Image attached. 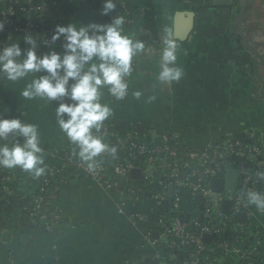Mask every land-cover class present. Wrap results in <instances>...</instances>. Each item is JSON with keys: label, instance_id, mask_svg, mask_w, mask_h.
<instances>
[{"label": "crops", "instance_id": "1", "mask_svg": "<svg viewBox=\"0 0 264 264\" xmlns=\"http://www.w3.org/2000/svg\"><path fill=\"white\" fill-rule=\"evenodd\" d=\"M214 1L131 0L138 20L130 26L122 23V35L133 43L142 42L144 49L130 62L129 93L123 103L111 101L105 88H100L98 102L109 109L102 122L121 129L140 126L151 133L178 132L186 146L196 149L238 137L244 130L264 133V0H233L229 6ZM104 4L105 0H59L52 17L59 27L110 25L119 12L115 7L102 14ZM190 12L196 14L194 27L181 40L176 24L180 22L184 29ZM241 29L256 53L238 43ZM166 35L176 43V61L170 66L182 71L178 81L158 78ZM12 44L21 49L18 62L26 59L30 49L38 59L56 53L62 60L68 52L63 44L41 45L28 34H18ZM93 62L101 61L93 57ZM47 75L41 69L9 80L0 70V120L34 126L43 174L48 165H60L70 140L60 127L57 109L62 103H76L68 95L56 99L23 95L34 79ZM75 82L69 79V92ZM118 121H123V127ZM16 142L22 145L25 138L9 133L6 145L11 148ZM10 168L16 179L15 197L38 191L43 174L37 176L20 165ZM57 202L61 219L51 231L29 228L18 217L8 222L1 218L0 264H146L147 257L157 264L154 254L165 240L151 199L134 203L126 192L109 191L83 173L70 171ZM244 227L247 245L256 234L264 236V209L256 207ZM261 255L264 264V244Z\"/></svg>", "mask_w": 264, "mask_h": 264}, {"label": "built area", "instance_id": "2", "mask_svg": "<svg viewBox=\"0 0 264 264\" xmlns=\"http://www.w3.org/2000/svg\"><path fill=\"white\" fill-rule=\"evenodd\" d=\"M113 2L125 15L123 24L133 25L136 21L130 17L131 0ZM58 4L59 0H41L40 3L37 0H0V25L3 26L0 28V50L8 47L18 34L31 35L41 45H66L68 41L63 35L53 39L56 34L53 26L44 24L45 31H38L32 20H21V24L16 18L19 12L30 14L35 11L43 15ZM3 34L5 36L1 38ZM131 70L130 67V74L124 77L128 85L124 96L129 93ZM103 87L109 99L114 101L117 96L109 91V86ZM114 125L102 122L98 132L93 129L109 148L116 149L115 153H101L93 161L81 158L80 148L69 140L60 165H48L38 191L30 197L20 198L26 201L22 210L29 212L30 223L46 230L54 229L61 216L57 208L51 210L50 203L57 201L61 186L55 184L47 195L46 189L55 176H64L68 169H73L109 191L126 192L134 203L145 197L156 204L158 229L165 240L162 249L154 254L157 264H176L178 253L184 252L186 247L193 248L187 255L200 260V264H225L224 258L230 260L226 264L242 258L248 260L246 264L258 261L255 257L263 235L254 236L255 243L250 249L246 248V243L232 244L231 238L235 236L238 242L239 233H245L246 221L258 207L250 202L248 194L254 191L264 198V176L260 175L264 173V133L244 130L238 137H227L196 149L186 146L178 132L151 133L140 126L120 132ZM135 168L140 169L142 182L131 177ZM231 169L239 173L235 190L215 192L211 181L225 177ZM64 182V179L59 180V183ZM15 186L11 168L0 165L1 199L10 201ZM170 187L173 188L171 195ZM227 200L231 201L229 212L223 208ZM168 210L173 214L170 222L166 220ZM242 213H246V221L240 219ZM231 230L230 235L224 234ZM205 234L210 236L211 248L219 257L211 258L206 254L209 246L203 239ZM180 264L191 263L187 258Z\"/></svg>", "mask_w": 264, "mask_h": 264}, {"label": "clouds", "instance_id": "3", "mask_svg": "<svg viewBox=\"0 0 264 264\" xmlns=\"http://www.w3.org/2000/svg\"><path fill=\"white\" fill-rule=\"evenodd\" d=\"M116 7L113 0H105L102 14H107ZM122 18H117L110 25H90L88 28H76L74 25L58 27L53 39L63 35L68 43L65 48L68 52L61 60L56 53H51L38 59L34 50L30 49L26 59L21 62L16 60L21 56V49L16 44L0 50V70L7 74L9 80L23 78L30 73L46 70L50 75L34 79L24 90L23 95L29 98L34 96L56 99L70 96L74 104H60L57 109L59 124L69 139L80 148L79 155L85 161H93L101 153L108 151L115 153L116 149L109 148L99 136L93 133L100 130L101 122L109 115V109L99 101L100 88L109 86V91L117 98L123 97L128 88L124 77L130 74V62L136 52L143 51L144 44L135 42L122 35ZM3 26L0 25V28ZM89 30L92 35H89ZM102 32L103 35H97ZM29 44H33L27 38ZM164 49L161 55L160 71L158 78L161 82L178 81L182 71L172 67L176 61V43L166 35ZM96 57L99 64L93 62ZM87 71H84L85 66ZM63 75H60V70ZM83 73V74H82ZM76 82L71 86V91L66 87L69 79ZM137 96L139 93L136 94ZM64 114L67 119H64ZM23 136L25 142L21 145L16 142L9 148L0 145V165L13 167L22 166L26 170L34 171L37 176L43 174V169L38 165L43 163L36 155L41 151L38 147L37 134L34 126L23 125L19 120H0V140L7 139L8 134ZM92 167L93 165H89ZM264 176V173L260 174ZM250 202L264 209V198L257 192H250Z\"/></svg>", "mask_w": 264, "mask_h": 264}, {"label": "trees", "instance_id": "4", "mask_svg": "<svg viewBox=\"0 0 264 264\" xmlns=\"http://www.w3.org/2000/svg\"><path fill=\"white\" fill-rule=\"evenodd\" d=\"M40 1L41 0H37V3H40ZM115 5H116V8L118 9V12H119V18H122L124 20L125 19V15H123L121 13V11H120V9H119V7H118V5L116 3H115ZM55 8L56 7H51L50 11H54ZM130 12H131L130 13V17H132L135 21H137L138 20V15L136 13V10L132 6H130ZM16 18H17V21H20L21 24H23V22L21 20H24V21L25 20H29V19L32 20L35 23V25L38 26V29H37L38 31H45L44 24L53 26V28L55 29V33L57 32V28L59 27V26H57V23H55L54 18L52 16L47 15V12L44 13L43 15H40L38 12H35V11L30 13V14L19 12L18 16ZM125 25L129 26L127 24H125ZM4 36H5V34L1 35V38H4ZM126 97H127V95L123 96V97H120V98L114 97V99H115L114 101H117L119 103H123L122 101ZM114 128L117 131H120V132L129 130L127 128L121 129V128L117 127L116 125H114ZM0 145H6V142H4V143L1 142ZM180 150H181V148H180ZM70 171H74V170L73 169H68V171H66L64 173V176H61V175L55 176L52 179L51 183L47 186L46 195L49 194L50 192H52L55 184H60V186L63 185L62 183H59V180H61V179H64L65 181L69 180V172ZM2 196H3V194L0 191V220H1V218H4V221L8 222L13 217H18L19 220L24 225H27L29 228L37 227L33 223H30L29 212L26 211V210H22V207L24 206V204H26V201L21 200L20 198H17L15 196H11L10 197V201H6V200L1 199ZM59 197H60V194L58 195V199H59ZM58 199H57V201H58ZM47 201L49 202V200H47ZM57 201L52 202V204L50 203L51 210H52V208H54V209L57 208V203H58ZM172 217H173L172 212L170 210H168L167 211V218H166L167 222H170ZM238 219H239V217L236 220H238ZM42 231H44V230H42ZM231 232H233V231L231 230V231H228V232H226L224 234L230 235ZM246 236H245L244 232H240L239 233L238 242L236 241V237L234 236L233 238H231V240H232L231 243L232 244L238 243V245H242V244L245 243ZM205 242L209 246L207 251H206V254H208L211 258L219 257L220 255L218 253H215V251L211 248V246H212L211 241H209V242L205 241ZM254 243H255V241H254V238H253V240L248 245H246V248L250 249L253 246ZM263 244H264V237L262 238L261 244L259 245L258 251L256 252V257L255 258H258V261H256L254 264H261L260 263V260L262 259L261 248H262ZM192 250H193V248L186 247L184 252H182V253L179 252L178 256H177L178 259H177L176 264H180L183 260H185L187 258L189 259V262L191 264H200V260L194 259L193 257H189L187 255ZM223 260H224L225 264L230 262V260L227 259V258H224ZM231 261L233 262V264H246V262L248 260L246 258H242V259H235V260L233 259Z\"/></svg>", "mask_w": 264, "mask_h": 264}, {"label": "water", "instance_id": "5", "mask_svg": "<svg viewBox=\"0 0 264 264\" xmlns=\"http://www.w3.org/2000/svg\"><path fill=\"white\" fill-rule=\"evenodd\" d=\"M232 1L233 0H215L214 3L215 4H219V5H228L229 6ZM243 10H244V8H241L239 11L243 13ZM52 14H53V11H48L47 12V15H49V16H52ZM180 17H181V15L179 13L176 16V20H178ZM187 17H188V19H187V23L188 24L186 25V27L184 29L181 28L182 24L180 22H178L176 24V35L181 40L186 39L187 36L192 31V29L194 27V21H195L196 14L190 12V13H188ZM240 25H241V18H240ZM237 41L241 45V47H243L242 43L244 42L247 47H249L252 51H254V48L251 47V45L247 41L246 37L244 36V33L242 32V29H241V37L238 38ZM254 53H256V52L254 51ZM117 124H118V126L123 127V121H118ZM238 174L239 173H238L237 170L231 169V170H229L227 172L225 177L214 178L211 181L212 189L215 192H222L224 189H228V190L234 191L235 188H236V179L238 177ZM131 177L136 179V180H138V181H140V182L143 181L141 171L138 168H135V169L132 170ZM121 180L124 181V178H122ZM172 189H173L172 187H170V189H169V194L170 195L172 194ZM230 206H231V201L227 200V201H225L223 208H224V210L226 212H229L230 211ZM246 217H247L246 213H242L240 215V219H242V220H245ZM203 239L205 241L209 242L210 241V236L208 234H205L203 236ZM151 262H152V258L151 257H147L145 259V263L146 264H151Z\"/></svg>", "mask_w": 264, "mask_h": 264}]
</instances>
